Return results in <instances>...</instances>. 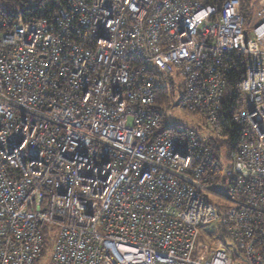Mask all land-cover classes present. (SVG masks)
Segmentation results:
<instances>
[{
  "label": "built area",
  "instance_id": "built-area-1",
  "mask_svg": "<svg viewBox=\"0 0 264 264\" xmlns=\"http://www.w3.org/2000/svg\"><path fill=\"white\" fill-rule=\"evenodd\" d=\"M56 3L0 15V264H264V20L249 35L240 0ZM243 56L239 144L216 154ZM176 81L198 132L163 130Z\"/></svg>",
  "mask_w": 264,
  "mask_h": 264
},
{
  "label": "trees",
  "instance_id": "trees-1",
  "mask_svg": "<svg viewBox=\"0 0 264 264\" xmlns=\"http://www.w3.org/2000/svg\"><path fill=\"white\" fill-rule=\"evenodd\" d=\"M58 0H0V15L10 18H17L18 15H21L25 19H32L34 17H40L44 9L53 10ZM207 3L221 4L225 0H202ZM241 9L246 17V23H248L254 13L253 1L252 0H240ZM264 5V2L262 3ZM264 8V6H263ZM245 58L241 57V60L238 62L237 66L234 68L233 73L230 75V83L226 88L225 95L222 101V117L224 118V126L227 133L226 138H213L209 137L207 139V144L213 149L216 154H221V151L225 149H236L239 144V130L235 128L233 122L231 121L232 113H235L239 110L240 104L242 102V96L234 91L233 86L236 81L244 75L245 72ZM174 86L169 84L168 86H160L157 88L156 95V104L154 109L160 111L165 120L168 119L167 108L171 107L174 104ZM193 114V113H192ZM199 128L193 129L198 132L202 130V122L198 121ZM170 125V123H169ZM172 126V127H170ZM163 127V130L171 129L176 131L177 127L173 125ZM187 127L186 124H179V127ZM207 227V226H206ZM218 229V227H217ZM208 233L209 232L205 231ZM212 233V232H211ZM213 234V233H212ZM216 233H214L215 235ZM51 236V235H50ZM46 237L44 244L43 255H46L48 249L52 244V237ZM47 247V251H46ZM238 257V254H236Z\"/></svg>",
  "mask_w": 264,
  "mask_h": 264
},
{
  "label": "rangeland",
  "instance_id": "rangeland-1",
  "mask_svg": "<svg viewBox=\"0 0 264 264\" xmlns=\"http://www.w3.org/2000/svg\"><path fill=\"white\" fill-rule=\"evenodd\" d=\"M253 1V16L251 18V20L246 24V28L249 32V35H252V31L253 28L262 20H264V9L260 10L263 8L264 5H262V3L264 2V0H252ZM177 85L175 86V94L173 97L174 100V104L167 108V115H168V121L170 123V125H173L174 127L179 128V124H186L187 127H190L192 129H198L199 128V124L198 121L200 119V117L198 115H194L192 113H190L189 111L183 109L180 107V98H181V92L180 90H182V86H183V82H178L176 81ZM167 84L169 85L170 82H167ZM229 151V149H225L223 150L224 153H227ZM228 189V187H227ZM216 192H219L221 194H226V189H217ZM209 200V199H208ZM205 231L209 232V236H207L205 234ZM213 234H212V233ZM218 229L216 227H214V225L208 226L206 227L203 232H202V236H207L208 240L210 241V243L212 245H216L217 240L214 239V233H217ZM36 264H48V258L47 257H42L40 258V260L36 263Z\"/></svg>",
  "mask_w": 264,
  "mask_h": 264
},
{
  "label": "water",
  "instance_id": "water-1",
  "mask_svg": "<svg viewBox=\"0 0 264 264\" xmlns=\"http://www.w3.org/2000/svg\"><path fill=\"white\" fill-rule=\"evenodd\" d=\"M245 35H246V37H247V32H245Z\"/></svg>",
  "mask_w": 264,
  "mask_h": 264
},
{
  "label": "crops",
  "instance_id": "crops-1",
  "mask_svg": "<svg viewBox=\"0 0 264 264\" xmlns=\"http://www.w3.org/2000/svg\"><path fill=\"white\" fill-rule=\"evenodd\" d=\"M264 8L260 9V10H263Z\"/></svg>",
  "mask_w": 264,
  "mask_h": 264
}]
</instances>
